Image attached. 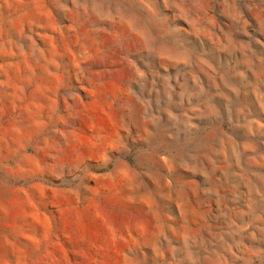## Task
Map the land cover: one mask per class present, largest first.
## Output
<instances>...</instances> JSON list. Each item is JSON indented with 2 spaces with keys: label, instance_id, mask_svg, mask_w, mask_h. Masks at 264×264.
I'll return each instance as SVG.
<instances>
[{
  "label": "rangeland",
  "instance_id": "1",
  "mask_svg": "<svg viewBox=\"0 0 264 264\" xmlns=\"http://www.w3.org/2000/svg\"><path fill=\"white\" fill-rule=\"evenodd\" d=\"M0 264H264V0H0Z\"/></svg>",
  "mask_w": 264,
  "mask_h": 264
}]
</instances>
